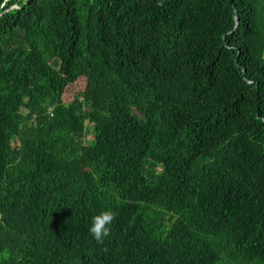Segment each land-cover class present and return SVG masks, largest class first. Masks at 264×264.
I'll use <instances>...</instances> for the list:
<instances>
[{
    "label": "trees",
    "instance_id": "trees-1",
    "mask_svg": "<svg viewBox=\"0 0 264 264\" xmlns=\"http://www.w3.org/2000/svg\"><path fill=\"white\" fill-rule=\"evenodd\" d=\"M0 264H264V0H0Z\"/></svg>",
    "mask_w": 264,
    "mask_h": 264
},
{
    "label": "clouds",
    "instance_id": "clouds-1",
    "mask_svg": "<svg viewBox=\"0 0 264 264\" xmlns=\"http://www.w3.org/2000/svg\"><path fill=\"white\" fill-rule=\"evenodd\" d=\"M162 5L163 0H157V7ZM116 215L115 211L108 209L92 217L89 232L96 241L103 243L104 239L111 235V225Z\"/></svg>",
    "mask_w": 264,
    "mask_h": 264
},
{
    "label": "rangeland",
    "instance_id": "rangeland-1",
    "mask_svg": "<svg viewBox=\"0 0 264 264\" xmlns=\"http://www.w3.org/2000/svg\"><path fill=\"white\" fill-rule=\"evenodd\" d=\"M77 75V74H76ZM82 90V80L79 78L71 85V87L68 89V92H66L63 97L62 101L64 103L72 101L75 96Z\"/></svg>",
    "mask_w": 264,
    "mask_h": 264
}]
</instances>
